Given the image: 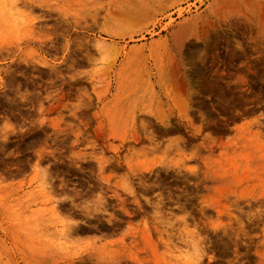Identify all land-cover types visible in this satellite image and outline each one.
Segmentation results:
<instances>
[{
    "label": "rangeland",
    "instance_id": "374dc122",
    "mask_svg": "<svg viewBox=\"0 0 264 264\" xmlns=\"http://www.w3.org/2000/svg\"><path fill=\"white\" fill-rule=\"evenodd\" d=\"M215 2L0 0V264H264V32Z\"/></svg>",
    "mask_w": 264,
    "mask_h": 264
},
{
    "label": "bare ground",
    "instance_id": "6f19581e",
    "mask_svg": "<svg viewBox=\"0 0 264 264\" xmlns=\"http://www.w3.org/2000/svg\"><path fill=\"white\" fill-rule=\"evenodd\" d=\"M242 2L246 3L249 10L253 11L255 15L260 17L258 23L256 21L251 20L247 14L244 15V17H241V16L232 17V18L227 17V12L235 8L236 4H239ZM211 11H212L213 17L210 20V26L214 34L215 33L221 34L220 32L221 30L219 29L223 27L224 29L226 28L225 30H229L230 38L235 39L238 36H241L242 34L244 35L245 31L242 30V27H245V29L249 30L250 40H253L252 38H254L253 37L254 29H257V32L259 34H262L264 32V0H216ZM246 32L248 31L246 30ZM232 41L228 39L224 45V50H225L224 58L228 60H235L236 58L239 59L241 58V54L243 55V52H244V50L242 49V45L239 41H236V43ZM233 62L235 63V61Z\"/></svg>",
    "mask_w": 264,
    "mask_h": 264
},
{
    "label": "snow or ice",
    "instance_id": "6c2138e0",
    "mask_svg": "<svg viewBox=\"0 0 264 264\" xmlns=\"http://www.w3.org/2000/svg\"><path fill=\"white\" fill-rule=\"evenodd\" d=\"M51 115L55 116L56 113L53 112V113H51ZM8 130H10L9 126L5 125V131H8ZM20 130L23 131V129H20ZM35 147L36 148H40L41 151H45L46 148H47L46 145L42 146L41 144H37ZM94 159L96 160L97 164L99 165V171L102 173L103 172V163L101 162V158L100 157H96ZM113 166H114V164H113ZM120 171H123V169H120ZM123 180H124V183H122L120 185V187L123 188L127 192V191H129V189L127 187L128 177H124ZM85 188H86V191L84 193H82V194L83 195H87L88 197L91 198L89 203H95V204H97V206L102 207L104 202H103L102 198L100 197V195L97 194V188H92V187L88 186L86 182H85ZM57 195H60L62 199L64 198L62 196V194L59 193V192L57 193ZM87 206L88 205H85V207H87Z\"/></svg>",
    "mask_w": 264,
    "mask_h": 264
}]
</instances>
